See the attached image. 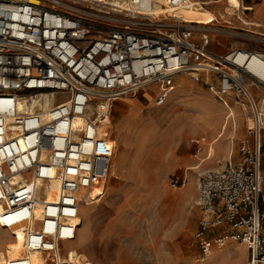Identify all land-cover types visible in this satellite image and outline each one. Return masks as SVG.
Masks as SVG:
<instances>
[{
    "label": "built area",
    "instance_id": "2783aa9c",
    "mask_svg": "<svg viewBox=\"0 0 264 264\" xmlns=\"http://www.w3.org/2000/svg\"><path fill=\"white\" fill-rule=\"evenodd\" d=\"M124 1L0 0V228L21 233L24 247L6 264H35L30 254L36 264H74L66 244L112 170L114 104L155 86L161 106L174 77L194 72L228 111L249 113L239 160L199 174L196 262L239 243L246 264H264V73L255 70L264 68V49L212 50L211 35L248 32L240 17L241 26L199 25L153 13L160 0L147 9ZM163 1L168 9L191 0Z\"/></svg>",
    "mask_w": 264,
    "mask_h": 264
},
{
    "label": "rangeland",
    "instance_id": "374dc122",
    "mask_svg": "<svg viewBox=\"0 0 264 264\" xmlns=\"http://www.w3.org/2000/svg\"><path fill=\"white\" fill-rule=\"evenodd\" d=\"M200 1L205 9L218 16L227 5H246L243 0ZM245 2L253 5L254 11L249 10L248 18H244L264 34V0ZM234 22L241 26L238 17ZM216 23L224 25L221 19ZM211 37L221 49L232 45L264 49V42L239 35ZM203 79V74L199 79L187 74L174 77L175 87L161 106L154 103L155 86L114 104L111 174L95 199L83 206V225L76 240L66 244L67 250L73 247V261L78 264H246L247 251L239 243H229L205 262H196L199 247L194 232L198 211L194 201L197 195L193 199L192 196L199 174L224 166L227 158L218 156V147L227 143L228 149L235 150L246 127L242 114L234 113L235 129L230 119L226 121V108L203 84ZM252 93L262 98L261 91L256 89ZM224 130L223 137L213 143L212 157L206 158L215 136ZM199 147L201 150L197 151ZM190 165L200 166L194 170L188 169ZM262 174L264 200V155ZM176 177L179 183L173 185L172 179ZM22 249L21 233L12 234L0 228V264L15 258Z\"/></svg>",
    "mask_w": 264,
    "mask_h": 264
},
{
    "label": "bare ground",
    "instance_id": "6f19581e",
    "mask_svg": "<svg viewBox=\"0 0 264 264\" xmlns=\"http://www.w3.org/2000/svg\"><path fill=\"white\" fill-rule=\"evenodd\" d=\"M29 1H35V0H29ZM103 1L106 2V3H108L109 5H111L113 7H116V8H124V7H128V5H129V3L127 1H125L124 4L115 2L113 0L112 1L111 0H103ZM219 1H221V0H217L215 2H219ZM202 2L200 0H191L190 1V5L188 7H186V6H179V7H171V8L165 9L163 7L164 1L163 0H160L159 3H154L153 7H151L150 10L153 11V13H163L164 11L169 10L174 15L180 16L183 19H185V21H188V22H196V23H199V25L211 24L212 22H215L216 23V21L219 22L220 19H223V20H221V22L233 23V26H236V24L234 22L236 17H240L241 19L244 20V22L248 23V25L251 24V23H249L250 21H248V20L245 19V18H248V17L247 16H244L242 14V6L243 5H241L239 3L237 5V7H235L233 5H227L225 8H223L222 11L219 12V16H218L217 13L211 12V11H208L207 9H205L203 7V5H202L203 4ZM141 5L143 6V8H146L147 9L149 7V5H150V2H149V0H143ZM246 5H249V4H246ZM252 6L249 5V6H244V7H246L245 9H250L251 11H254L252 9L253 8ZM251 15L249 14V16H251ZM248 28H249L248 29V32H246V33H240L239 32V33H237V35L242 36V37H245V38H248V39H252V40L264 42V34L263 33L258 32L256 29L252 28V26H248ZM219 35L225 37L224 34H221L220 33V34H218V36ZM213 44L215 45L216 42H214ZM214 51H216V50H214ZM205 65L211 67V66H213V62L211 60H207V61H205ZM255 70L258 71V72L264 73V68H260V67L256 66L255 67ZM193 74L197 75L198 73L194 72ZM192 77H194V76L192 75ZM209 132H211V131H209ZM225 132L226 131L224 130L222 132H219L215 136V138H214V140L212 142V146L209 147V154H210L209 155V158H211L212 155H213V153H214V151H213V143L219 141V139L221 137H223V135L225 134ZM199 166L200 165H198V166L197 165H190L188 167V169H194L195 170V169L199 168ZM97 193L99 194L100 192H97ZM82 225H83V219L81 217L80 218V221H79V224H78L79 228L82 227ZM22 241H23V238H22ZM23 252H24V249L20 250L16 254V257L21 256L23 254ZM30 257L34 261L35 264L39 261V258L37 256V254H30ZM73 262H74V264H78L75 261H73Z\"/></svg>",
    "mask_w": 264,
    "mask_h": 264
},
{
    "label": "crops",
    "instance_id": "0c3cea01",
    "mask_svg": "<svg viewBox=\"0 0 264 264\" xmlns=\"http://www.w3.org/2000/svg\"><path fill=\"white\" fill-rule=\"evenodd\" d=\"M211 48H212V50H216L215 52H218V54H223V53H226L229 50L230 46L227 49L226 48L221 49L220 47H218V45L212 44ZM174 82L176 84V80ZM253 91H256V90H253ZM234 113H237V116H239L240 114L243 115V118H244V121H245V125L247 127V120H248V114L249 113L247 111H245V110H242L238 106H233L231 108V111H228V110L226 111V113H225L226 121H229V119H230L232 124L234 125L233 127L235 129L237 124H236L235 114ZM215 115L218 116V114H215ZM239 120H240V118H239ZM246 127H245V133H246ZM238 144H239V142H238ZM234 153H235V155H234ZM207 154L208 155H207L206 158H208L209 155H210L209 152H207ZM218 156H223L224 158H227V162L236 163L239 160L238 145H237V148L234 150V147H232L231 149H228V144L227 143H221L220 146L218 147ZM196 195H197V186L195 185L194 195L192 196V199H193V197H196Z\"/></svg>",
    "mask_w": 264,
    "mask_h": 264
}]
</instances>
